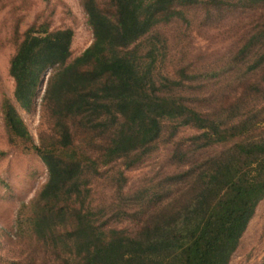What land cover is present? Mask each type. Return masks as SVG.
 Masks as SVG:
<instances>
[{
	"label": "trees",
	"instance_id": "obj_1",
	"mask_svg": "<svg viewBox=\"0 0 264 264\" xmlns=\"http://www.w3.org/2000/svg\"><path fill=\"white\" fill-rule=\"evenodd\" d=\"M81 3L91 44L72 58V29L30 28L10 60L14 102L2 103L11 142L28 143L47 169L45 182L19 213L50 256L43 264H228L264 197V107L240 95L204 110L201 82L212 77L162 71L156 28L186 6L254 8L264 0ZM263 43L261 29L240 54L246 58ZM263 66L264 53L250 70ZM48 68L39 97L46 128L34 144L15 104L31 111ZM250 77L239 76L245 83L235 90L248 83L262 91ZM185 128L196 134L177 138ZM161 141L172 146L171 157L187 165L184 170L143 188L134 211L121 205L109 215L93 204L90 183L100 167L130 168ZM215 147L220 149L208 151ZM119 212L134 218L133 230L113 222Z\"/></svg>",
	"mask_w": 264,
	"mask_h": 264
},
{
	"label": "rangeland",
	"instance_id": "obj_2",
	"mask_svg": "<svg viewBox=\"0 0 264 264\" xmlns=\"http://www.w3.org/2000/svg\"><path fill=\"white\" fill-rule=\"evenodd\" d=\"M180 10L177 17L156 28L161 36L157 56L161 57L162 71L179 76L178 72L185 69L188 74L211 76V81L201 82L205 84L202 87L204 110L215 105L221 108L238 100L240 95L252 97L258 104L257 108L264 107V66L257 71L250 70L255 59L264 53V43L252 49L254 53L246 58L240 54L242 46L264 29V4L254 8L194 5ZM43 24L50 31L72 29V58L87 48L93 39L81 0H0V264L50 262V256L43 253V247L32 234L29 222L21 223L19 219L23 206L33 199L45 182L47 169L28 143L11 142L2 114L4 100L14 102L10 60L24 33ZM50 72L48 68L41 75L36 105L31 111L27 112L15 104L34 144H38L40 132L46 128L43 127L39 97ZM239 76H251L253 82L260 81L262 91L255 93L248 83L244 84V90H235L245 83V78L239 79ZM191 134H196V130L185 128L177 138ZM218 149L215 147L208 151ZM203 152L206 151L194 153L191 159ZM171 155L172 146L161 141L130 168L119 163L100 167L90 183L93 204L106 207L109 215L121 205H126L124 209L128 212L136 210L137 197L143 188H154L160 179L187 167L174 161ZM118 171L122 173L123 181L118 180ZM133 219L121 212L112 217L118 227L128 230L135 227ZM263 259L264 197L256 205L228 264H263Z\"/></svg>",
	"mask_w": 264,
	"mask_h": 264
},
{
	"label": "water",
	"instance_id": "obj_3",
	"mask_svg": "<svg viewBox=\"0 0 264 264\" xmlns=\"http://www.w3.org/2000/svg\"><path fill=\"white\" fill-rule=\"evenodd\" d=\"M42 83V82H41ZM44 86V85H43Z\"/></svg>",
	"mask_w": 264,
	"mask_h": 264
}]
</instances>
